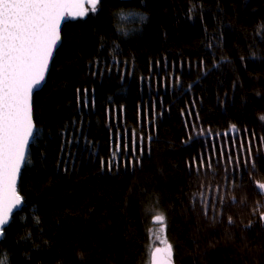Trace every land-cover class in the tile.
I'll return each instance as SVG.
<instances>
[{
  "label": "trees",
  "instance_id": "1",
  "mask_svg": "<svg viewBox=\"0 0 264 264\" xmlns=\"http://www.w3.org/2000/svg\"><path fill=\"white\" fill-rule=\"evenodd\" d=\"M204 4L215 10V0H204ZM221 4L226 12L225 23L240 21L249 29L251 38L253 27L264 17V0H221ZM190 7L194 13L192 19L187 16ZM90 8L87 6L89 15L83 19H67L63 23L64 46L50 66L47 86L42 85L43 90H37L39 95L35 98L37 118L44 126L41 139L49 130L55 133L64 124L71 132V122L75 119L77 128L82 122L83 133L92 143L86 145L83 135L78 143H74L73 151L80 150L76 169L70 176H65L55 169L53 158L59 152V137L53 135L47 148L49 161L46 168L25 171L22 194L38 205V212L44 218V238L52 242L51 247L32 252L31 264H58L59 261L80 264L76 255L78 247L85 251L87 264H146L150 257L148 227L157 212H163L167 217L165 234L174 245V264H264V232L259 224L241 234L240 220L246 223L249 218L245 211L230 228L227 216L240 212L237 208L225 210L222 224L211 222V210L209 218L205 219L199 211L200 185L203 184L207 191L209 183L214 185L215 181L211 173L206 175L201 170L197 174L195 167L191 171L188 167L190 157L200 155L202 146L210 148L215 144L219 152L222 139L229 143L235 139L239 143L240 130L245 127L249 135L254 132L257 137L253 151H259L258 162L264 166V146L259 143V138L264 137V65L256 60L241 63L237 37L229 35L225 38L223 51L234 58V71L233 66L222 64L223 72L214 70L208 76L201 75L198 70L189 73L190 60L205 56L211 63L206 45L217 27L211 11L206 8L205 23H201L199 0L192 3L190 0H150L148 26L141 34L120 41L123 53L118 57L119 70L113 67L111 75L105 71L103 77L93 78L88 67L89 61L97 56V40L92 29L103 26L107 29L104 34L108 35L114 28L106 11L97 18ZM239 36V46L246 49L244 33ZM215 53L219 61L221 50L217 48ZM100 55L105 63L109 62L105 49H100ZM125 58L127 64L123 63ZM182 61L185 89L200 76V83L193 86V92L185 95L171 87L165 88L167 76L181 75ZM121 72L132 75L122 77ZM233 80L237 81L235 91ZM77 88L81 89V99L83 89H88V107L83 111L76 103ZM225 92L227 99L221 106L217 95L223 99ZM193 100L196 107H186ZM153 105L155 127L150 128ZM182 110L191 111L193 117L198 112L200 121L181 116ZM230 122L237 123L236 132L228 127ZM209 130L214 136L218 134L215 140L213 136L205 138L203 135ZM133 133L137 139L141 135L144 137L142 164L134 168L128 165L125 170V163L120 160L118 175L100 172V159H109L117 137L120 138L122 157L123 140L126 136L130 144ZM190 136H199V139L190 141ZM39 150L30 146L29 155L34 163H38ZM216 180L223 183L222 170ZM248 192H252L251 187ZM193 194L197 197L196 212L191 209ZM66 210L67 219L64 218ZM14 213L17 219L8 240L0 244V257L15 253L9 255L11 264H28L21 254L31 249V242L27 248L23 242L16 244L17 234L24 235L20 231L19 218L28 217L20 210ZM230 232L234 236L230 237ZM38 233L39 229L34 228L33 235Z\"/></svg>",
  "mask_w": 264,
  "mask_h": 264
},
{
  "label": "snow or ice",
  "instance_id": "2",
  "mask_svg": "<svg viewBox=\"0 0 264 264\" xmlns=\"http://www.w3.org/2000/svg\"><path fill=\"white\" fill-rule=\"evenodd\" d=\"M149 2L150 0H0V244H4L8 240L9 232L16 222L17 217L14 210L18 209L25 212V216L28 218H19L22 225L20 231L24 235L17 234L16 244L19 245L23 242L27 248L28 242H31V249L21 254L28 264H31L32 252L43 251L46 246L51 247L52 242L44 238V218L38 212V205L22 194L21 184L25 171H32L33 168H46L49 161L47 148L53 135L59 137V152L53 158L55 169L57 173L62 172L65 176H70L76 169L77 152L80 150L73 151L74 143H78L82 135L86 145L92 143L83 133L82 122L81 127L77 128L75 119L71 122V132L68 131V125L64 124L60 125L55 133L49 130L43 139L40 137L44 126L39 124L37 118L35 98L39 93L36 89L43 90L42 85L47 86L50 66L55 61L59 49L64 46L62 21L66 17L75 20L88 16V5L91 6V13L97 18L101 12L106 11L108 13V19L112 23L114 32L105 35L107 29L100 25L92 29L97 40V56L88 63L89 74L93 78L97 75L103 77L105 71L111 75L113 67L119 70L118 57L123 53L120 41H126L129 37L141 34L150 23ZM192 2L193 0H190V3ZM206 8L211 11L212 19L217 26L206 45V54L212 57L211 63L205 56L196 61L190 60L188 61L189 73L198 70L201 75L208 76L214 70L223 72L222 64L233 66L234 71V58H230L223 51L225 38L229 35H236L237 37V51L241 63L246 64L250 60H256L264 65V47L260 46L264 45V31H261L264 29V17L260 18L258 26L253 27L251 38H249V29L240 21L231 20L225 23L226 12L221 0H215L214 11L204 4V0H199L201 23H205ZM193 14V8L190 7L187 13L188 18L192 19ZM204 30L205 34L208 35L206 24ZM240 33H244L243 39L246 43V49L239 46ZM102 48L107 52L108 63H105L100 55ZM217 48L221 50L219 61L215 58V49ZM123 63H128L127 58L124 59ZM182 72L183 61L181 62V75L172 73L167 76L165 88L171 87L180 95L193 92V86L200 83V76L190 82L185 89ZM125 74L132 75V73H120L122 77ZM149 86L151 87L150 78ZM236 86L237 81L233 80V91H235ZM76 92L78 109L83 111V108L88 107V89H83V99L80 96L81 89L77 88ZM257 94L259 95V93ZM226 99L227 92H225L223 99L219 94L217 95V102L221 106H224ZM186 107L195 108V100ZM154 108L155 105H153V116L149 121L150 128L155 127ZM144 115L147 117L146 112ZM180 115L194 119L196 122L200 121L198 112L193 117L191 111L182 110ZM185 126L187 127V124ZM228 127L236 132L238 125L230 122ZM240 132L239 143L235 139L230 143L222 139V147L219 152H217L215 144L210 148L206 145L202 146L203 151L200 155L190 157L188 167L190 171L195 167L197 174L201 170L206 175L211 173L212 179L215 181L214 185L209 183L207 191H204L205 186L203 184L200 185L199 211L205 219L209 218V211L211 210L213 213L211 222L222 224L225 222V210L237 208L240 209V212L235 215L229 213L227 216V224L230 228L236 225L237 217L247 211L249 217L247 222L245 223L243 219L240 220L241 234L253 229L256 224H259L261 231L264 232V166L258 162L259 151H253V144L257 141L255 133L249 135L246 127ZM203 135L205 138L213 136L214 140L218 136V134L214 136L210 130ZM193 139L198 140L199 136L189 137L190 141ZM148 141L150 145L151 136L148 137ZM259 143L264 146V137L259 138ZM30 146L40 149L38 163H34V159L29 155ZM117 148H121L119 137H117ZM143 152V135L137 139L133 133L130 144L127 138H124L122 154L126 158L125 170H127L128 165L134 168L136 165L142 164ZM205 153H207V159H205ZM89 155L94 156L96 154L89 153ZM70 160L71 165L69 164ZM213 161H215V165ZM99 170L100 172L118 175L120 164L114 163L112 157H109L107 161L101 158ZM221 170L223 183L216 180V177L221 175ZM50 184L51 181H49ZM249 187L252 188L251 193L248 192ZM158 203L157 198L156 204ZM154 209L155 205L153 206ZM191 209L193 212L197 211L196 194L192 196ZM91 212L90 209L89 213L91 214ZM67 215L66 210L65 219H67ZM29 219L31 224H29ZM154 220L159 225L156 239H160L163 247H155L150 251V264H174V245L166 237L159 235L166 230L167 217L163 212H157ZM59 223L60 221L57 220L56 225L59 226ZM100 227L103 229V225ZM34 228L39 229L38 235H33ZM56 235L53 233V237ZM228 235L231 237L234 236V233L230 232ZM37 240L40 242L37 243ZM95 246L93 243V247ZM9 255H15V253H5L4 258L0 259V264H11ZM76 255L80 264H87L86 254L82 248H77ZM58 264H63V261H59Z\"/></svg>",
  "mask_w": 264,
  "mask_h": 264
},
{
  "label": "rangeland",
  "instance_id": "3",
  "mask_svg": "<svg viewBox=\"0 0 264 264\" xmlns=\"http://www.w3.org/2000/svg\"><path fill=\"white\" fill-rule=\"evenodd\" d=\"M125 138H126V136H125ZM120 155H121V151H120V149L117 148V143H116L114 145V148L112 149V153H111L110 157L113 158L114 163H119V161L121 160L122 164H124L125 157H124V155L122 157ZM154 216L151 218V220H150L151 222H150V225L148 227L149 238H150V241H149L150 244L148 246V254H149V251H151V248L154 245H160L161 247H163V245L161 244L160 239H156V234L159 231V225H158V222H156L154 220ZM159 235L161 237H166L165 232L159 233ZM0 259H3V257H0ZM146 264H149V260L147 261Z\"/></svg>",
  "mask_w": 264,
  "mask_h": 264
},
{
  "label": "water",
  "instance_id": "4",
  "mask_svg": "<svg viewBox=\"0 0 264 264\" xmlns=\"http://www.w3.org/2000/svg\"><path fill=\"white\" fill-rule=\"evenodd\" d=\"M88 6L91 7L90 5H88ZM67 19H70V18L66 17L65 20L62 21V25H63V23H64ZM70 20H73V19H70ZM42 87H43V86H42ZM37 90H39V88L36 89V91H37ZM17 210H18V209H17ZM14 211H16V210H14ZM155 247H161V246H160V245H154V246L151 248V250H152L153 248H155ZM149 264H150V257H149Z\"/></svg>",
  "mask_w": 264,
  "mask_h": 264
}]
</instances>
